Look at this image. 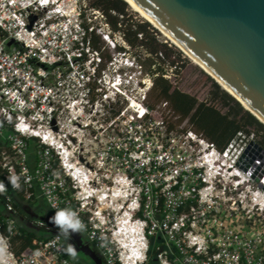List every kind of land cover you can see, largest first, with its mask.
I'll list each match as a JSON object with an SVG mask.
<instances>
[{
  "label": "built area",
  "instance_id": "1",
  "mask_svg": "<svg viewBox=\"0 0 264 264\" xmlns=\"http://www.w3.org/2000/svg\"><path fill=\"white\" fill-rule=\"evenodd\" d=\"M85 3L0 0L7 264H74L57 227L20 249L14 192L42 197L53 215L75 212L104 264H146L151 250L155 264H264V149L254 133L220 149L158 114L141 64L125 49L104 51L100 37L116 47L107 15Z\"/></svg>",
  "mask_w": 264,
  "mask_h": 264
},
{
  "label": "water",
  "instance_id": "2",
  "mask_svg": "<svg viewBox=\"0 0 264 264\" xmlns=\"http://www.w3.org/2000/svg\"><path fill=\"white\" fill-rule=\"evenodd\" d=\"M126 1L264 120V0ZM51 216L42 218L53 228ZM77 237L68 240L76 253L82 250L100 264L95 251Z\"/></svg>",
  "mask_w": 264,
  "mask_h": 264
},
{
  "label": "rangeland",
  "instance_id": "3",
  "mask_svg": "<svg viewBox=\"0 0 264 264\" xmlns=\"http://www.w3.org/2000/svg\"><path fill=\"white\" fill-rule=\"evenodd\" d=\"M80 1L82 2V0ZM84 2L87 5H92L96 0H84ZM107 4L124 10L122 13L114 10L109 11L111 17L119 19L120 22V24H117L116 30H113L110 26V39L116 47L112 48L100 36L98 44L104 45V51L107 54H114L119 49H125L126 56L134 58L136 62L141 64L142 76L151 80V86L146 95V103L156 109L158 114L164 116L166 120L176 126L179 125L183 128L191 126L188 118L181 117V112L174 104L181 94H189L198 102L213 105L220 112L230 109L231 104L225 105L219 98L217 91L222 88L200 67L192 63L180 49L168 41L156 28L132 10L126 2L123 0L99 1L100 8H104V5ZM80 5L82 6V3ZM124 39L125 43H122L121 41ZM175 91L178 93L176 98L173 97ZM241 114L242 112L237 114V117H240ZM245 128L254 133L255 139L261 137V132L256 134L253 126H246ZM50 212L52 211L50 210ZM77 235L78 243L82 244L86 241L83 234ZM90 245L92 248V244ZM64 253L71 262L76 263V261L71 260L65 251ZM76 257L85 259L88 264H93L92 260L82 250L76 254ZM147 262V264H152L150 261Z\"/></svg>",
  "mask_w": 264,
  "mask_h": 264
},
{
  "label": "trees",
  "instance_id": "4",
  "mask_svg": "<svg viewBox=\"0 0 264 264\" xmlns=\"http://www.w3.org/2000/svg\"><path fill=\"white\" fill-rule=\"evenodd\" d=\"M99 1L100 0H96V2L92 3V5L94 7L100 8ZM100 9L108 16L109 18L108 22L111 28L113 30H116L117 24H120L119 19L112 18L109 11L114 10L122 13L124 11L123 8H118L117 6H111L107 4L104 5V8L102 7ZM144 20L147 21L146 19ZM192 63L194 62L192 61ZM195 65L197 64L195 63ZM217 92L219 94V98L223 101V104L225 105L231 104L230 109H228L225 112H220L213 105L206 104L204 102H198L193 96H190L189 94L179 95L175 100L174 104L181 112V117L188 118V121L190 122L193 129L196 132L202 133L203 136L209 141H212L217 148L220 149L223 148L227 144V142L232 138H234L236 133L239 131H244L247 133L250 132L248 129L245 128L246 126H253L256 134H259L261 132L260 135L261 137L256 139V141L264 149V124L260 122L255 116H253V114H251L243 106H241V103L238 100H236L226 90L222 88ZM177 94L178 93L175 91L173 97L176 98ZM242 107L246 111L245 110L243 111ZM240 112H242V114L240 115V117H237V114H239ZM14 193H17V195L23 198L21 192H14ZM14 193L11 194V197L14 206H16V204L18 203L16 202V199L13 196ZM20 229L25 233V237L20 245V249L26 246H32L31 241L35 238H47L48 236L51 235V234H46V235L37 236V234L34 231H27L21 227ZM153 256L154 253L150 251L148 261H150L152 264L155 263Z\"/></svg>",
  "mask_w": 264,
  "mask_h": 264
},
{
  "label": "clouds",
  "instance_id": "5",
  "mask_svg": "<svg viewBox=\"0 0 264 264\" xmlns=\"http://www.w3.org/2000/svg\"><path fill=\"white\" fill-rule=\"evenodd\" d=\"M8 183L14 190H19L20 177L12 175L7 177ZM6 190L5 183L0 181V193ZM49 223L59 229V236L69 240L73 234H82L86 231V225L78 218L77 214L69 209H58L54 215L49 217ZM64 251L72 258L76 257L74 244L68 243ZM8 253L6 247L0 243V264H7Z\"/></svg>",
  "mask_w": 264,
  "mask_h": 264
},
{
  "label": "crops",
  "instance_id": "6",
  "mask_svg": "<svg viewBox=\"0 0 264 264\" xmlns=\"http://www.w3.org/2000/svg\"><path fill=\"white\" fill-rule=\"evenodd\" d=\"M13 196L16 199V202L18 203L15 206L16 212L14 214V219L19 227L24 228L27 231H34L37 234V236L52 234L55 226L53 228L50 227L49 229H45L43 227H38L32 224V221H34L35 219L45 221L42 217H44L45 215L52 214V212H50L49 207L47 206L46 202L44 201L42 197L37 195L30 200H25L21 198L19 195H17V193H14ZM84 242H86L89 245L91 244L87 238H86V241ZM67 243H68V240L63 239L64 249L66 248ZM91 249L94 250L93 246ZM70 258L71 260L76 261V264L81 263L79 259H77L78 257L77 258L70 257Z\"/></svg>",
  "mask_w": 264,
  "mask_h": 264
},
{
  "label": "bare ground",
  "instance_id": "7",
  "mask_svg": "<svg viewBox=\"0 0 264 264\" xmlns=\"http://www.w3.org/2000/svg\"><path fill=\"white\" fill-rule=\"evenodd\" d=\"M134 11H136L141 17H143L134 7H132L126 0H124ZM144 18V17H143ZM145 19V18H144ZM148 21V20H147ZM149 22V21H148ZM150 23V22H149ZM151 24V23H150ZM152 25V24H151ZM153 26V25H152ZM154 27V26H153ZM155 28V27H154ZM159 31V30H158ZM160 32V31H159ZM161 33V32H160ZM162 34V33H161ZM168 41H170L173 45H175L170 39H168L164 34H162ZM176 46V45H175ZM177 48H179L178 46H176ZM180 49V48H179ZM181 50V49H180ZM182 51V50H181ZM183 52V51H182ZM184 53V52H183ZM185 54V53H184ZM187 56V55H186ZM191 59V58H190ZM192 60V59H191ZM193 61V60H192ZM194 62V61H193ZM195 64V62H194ZM199 66V65H197ZM200 67V66H199ZM201 68V67H200ZM203 70V69H202ZM204 71V70H203ZM212 78V77H211ZM222 87V86H221ZM223 88V87H222ZM224 89V88H223ZM225 90V89H224ZM228 92V91H227ZM229 93V92H228ZM232 95V94H231ZM233 96V95H232ZM234 97V96H233ZM236 100H238L241 105L248 110L250 113H252L260 122H262L264 124V120L262 118H260L250 107H248L246 104H244L242 101H240L239 99H237L236 97H234ZM124 235L126 236V233H124ZM128 238V235L126 236ZM127 238H125L124 240L127 241ZM137 239V238H136ZM129 241V240H128ZM137 255L135 256L137 259L136 261L141 260L142 258V250L140 248V250L137 251L136 253Z\"/></svg>",
  "mask_w": 264,
  "mask_h": 264
},
{
  "label": "flooded vegetation",
  "instance_id": "8",
  "mask_svg": "<svg viewBox=\"0 0 264 264\" xmlns=\"http://www.w3.org/2000/svg\"><path fill=\"white\" fill-rule=\"evenodd\" d=\"M68 244V243H67ZM89 245V244H88ZM89 247H90V245H89ZM77 253H79V251L77 252ZM95 253L98 255V253L95 251ZM98 257H99V259H100V264H104V261H103V259L98 255ZM77 258V257H76ZM77 259H79V261L80 262H82V263H84V264H88L87 263V261L85 260V259H83V258H77ZM92 263L94 264V262L92 261ZM147 264V263H146Z\"/></svg>",
  "mask_w": 264,
  "mask_h": 264
}]
</instances>
